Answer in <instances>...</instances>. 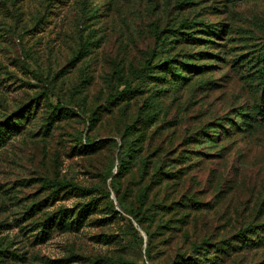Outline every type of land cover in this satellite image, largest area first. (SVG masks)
I'll return each mask as SVG.
<instances>
[{
    "label": "rangeland",
    "instance_id": "1",
    "mask_svg": "<svg viewBox=\"0 0 264 264\" xmlns=\"http://www.w3.org/2000/svg\"><path fill=\"white\" fill-rule=\"evenodd\" d=\"M185 24L197 39L216 34L217 46L175 43ZM263 41L264 0H0V128L21 108L32 113L0 146V264H264L262 240L216 251L248 222L264 230V127L215 145L189 142L252 108V69L242 63ZM85 43L88 54L78 53ZM153 54L205 74L160 99L152 83L140 84L115 104ZM151 99L156 120L144 128ZM141 161L178 179L150 182ZM146 184L148 201L166 198L170 209L144 221L145 233L122 207H138ZM87 202L95 208L78 230L40 240L48 214ZM260 229L244 239L256 242ZM202 240L213 246L205 257L192 252Z\"/></svg>",
    "mask_w": 264,
    "mask_h": 264
},
{
    "label": "trees",
    "instance_id": "2",
    "mask_svg": "<svg viewBox=\"0 0 264 264\" xmlns=\"http://www.w3.org/2000/svg\"><path fill=\"white\" fill-rule=\"evenodd\" d=\"M104 6V5H103ZM182 29L189 30L188 32H180L175 31V35H173L175 43H182L191 44V45H199L203 47H207L213 49L216 47V43L211 41L210 39L213 38L216 34H212L211 31H207V37L211 36L209 39L202 40L193 37L194 32L190 30L193 29L192 25H179ZM206 32V31H205ZM210 34V35H209ZM212 34V35H211ZM85 43L78 51L80 54H88V48L85 46ZM84 49L85 51H82ZM198 56H208L207 53L199 52ZM191 59V55L184 54L183 58ZM193 58V57H192ZM156 60V64L152 66V63ZM175 59H167V58H160L157 54L152 55V60H147L146 63L140 68L135 70L136 81L139 84L137 87H134V81L125 84V88L121 90L119 93H116L117 96H113V100H119L117 105L121 104L122 102H129L130 99L133 98L134 92H139L137 88L140 87V84H147L152 83L153 85V92L150 94L151 98L158 94V98H163L167 95L170 88L176 90L186 86V82L191 79L192 76H201L205 74V70L199 66H194L191 63H187L185 61H177L174 65ZM242 66H248L249 69H252L251 77L253 78L251 82L253 83L254 90L256 92V99L255 103L253 104L252 108L246 113H238L235 114L234 120L227 119L225 122H215L210 125L204 127V129L199 132L196 138L192 137L189 142H193L194 145H203V144H212L215 145L218 142L219 138H226L230 136V134L235 133L236 131L240 132H247L256 128L264 127V41L262 45L257 49L255 55L250 57ZM156 70V71H155ZM157 87H165L167 89L161 90L156 89ZM136 88V89H135ZM151 90V91H152ZM168 90V91H167ZM150 91V92H151ZM118 98V99H117ZM157 99L150 100V102L144 105V112H140L144 115L145 121L142 123L144 128L146 127V123H153L156 120L155 116L157 115ZM125 103V104H127ZM12 118L7 124L0 128V146L5 141V137L10 135L11 132L16 130V127H19L21 124L29 123L31 120L32 113L30 109H19L18 113ZM139 117H141L139 115ZM136 122H138L136 120ZM146 134V129L143 131V134ZM195 152V151H193ZM197 154L194 153L192 156L190 154L188 156L183 155L182 159L183 162L191 160V157H196ZM161 159V158H160ZM125 160L120 159V163H123ZM141 167L139 169V173L141 176L145 175L147 180H151L150 182H156L161 184L162 182L170 181L171 179H178V176H175L177 172L173 173L171 171H162L163 165H155L152 167V173H150V168L146 166V162L141 161ZM70 186V185H69ZM71 189L75 191H79L82 195H87L88 191L84 188L77 187V186H70ZM152 189V188H151ZM150 189L149 186L146 184L143 189L138 192L137 200H138V207L135 209L122 207L123 210L130 215L138 224V226L146 233L147 227L145 226L144 221L154 222L157 221L158 215L159 217L164 216L169 212V205L167 204L166 198H162L160 201H156L153 203L152 201H148V193ZM191 201V200H189ZM193 203L191 206L192 208L195 202L192 200ZM95 208V204L91 206V203L81 204L76 212L73 209H66V208H58L56 212L48 214L44 220L39 224L40 230L38 236H40V240H44L50 236V234L55 231L65 232L69 230H78L83 222L85 221L86 217L89 215ZM260 225L254 226L251 223H247V226L244 229H240L235 236V239L232 240L236 241V243H229L217 249V252L221 254H227L232 252L235 254L238 252L237 246H247V243L251 241V245L261 242L264 243V230L260 229ZM253 229H260L261 234H256L257 241L252 242V240H245V234H249V231H255ZM209 241L202 240L200 243H194L192 246V252L195 254L205 257L206 253L208 254L209 250L207 248H213L211 244L208 243ZM239 244V245H238ZM222 250V251H221ZM147 256V255H146ZM194 258V256H193ZM225 259V258H224ZM182 261L174 262L173 264H186V259H181ZM189 260V259H187ZM204 259H197L188 264H205ZM118 264H128L126 261H120ZM211 264H218L215 260Z\"/></svg>",
    "mask_w": 264,
    "mask_h": 264
}]
</instances>
